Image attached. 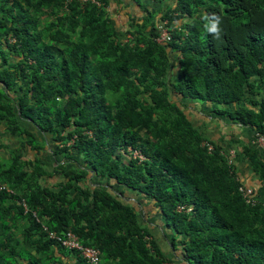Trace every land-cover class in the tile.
<instances>
[{"label": "trees", "instance_id": "1", "mask_svg": "<svg viewBox=\"0 0 264 264\" xmlns=\"http://www.w3.org/2000/svg\"><path fill=\"white\" fill-rule=\"evenodd\" d=\"M109 1L0 0V149L4 132L19 142L0 159V264H87L44 229L70 230L99 264L169 263L125 190L180 236L189 264H264V200L246 202L239 185H258L235 165L264 187V98L242 106L264 88V0H114L112 13ZM213 14L218 37L205 27ZM186 99L216 104L250 143L231 159L194 127ZM34 129L54 142L48 165Z\"/></svg>", "mask_w": 264, "mask_h": 264}, {"label": "crops", "instance_id": "2", "mask_svg": "<svg viewBox=\"0 0 264 264\" xmlns=\"http://www.w3.org/2000/svg\"><path fill=\"white\" fill-rule=\"evenodd\" d=\"M108 6L115 7L118 5L116 4V2H114V0H110ZM263 89L264 88H260V90L257 93L261 94L263 92ZM256 95L258 94H252L251 97H249V100L247 99L244 100L242 106L243 107L247 106L248 102L249 104L252 103L257 98ZM260 97L261 99H263L264 95H260ZM181 102L183 103V100ZM183 105H184L183 106L184 111L186 112L187 116L193 123L194 127H196L206 139L212 141L217 146H219L220 149L231 150V148L250 143V139L252 135L250 128L232 119L230 120L227 117L219 116L215 111L216 109L219 108L217 105L208 104V103L202 104L197 101H189V99H186ZM21 124L25 125L26 127L34 126L32 122L27 118H21ZM51 160L53 161L52 157L51 159H49V162L48 161L46 162L45 159H43V162L45 165H48ZM235 160H236L235 165L237 166L240 178L243 181V183L253 186L258 185V188L256 189L258 197L261 200H264V187L259 186L256 177L252 175L251 168L247 166L245 162L239 161L238 159ZM124 192H125L124 195H126L125 197H129L128 199H131V196L128 195L129 192L126 190ZM128 199L125 200L128 201ZM142 207H144V211H145V206L143 205ZM139 208L136 209L139 210ZM148 210H152V209L148 208ZM144 216L145 219H143L142 217L141 220L143 221L142 224L148 227V229L151 231L152 235L157 241V245L161 250V252L166 256L171 257V261L166 264H189L187 260L181 256V252L179 250L180 247L179 248L177 247V243H175V245L172 246L170 241L172 232L170 231V228L166 224H164L163 221L164 219L160 221V219L162 218L159 214H156L157 216L156 219L154 212L153 213L149 212V214L147 213ZM179 238L180 236H178V239ZM75 262H76V258L75 256L72 257V254H67L65 256L62 255L61 258L62 264H75Z\"/></svg>", "mask_w": 264, "mask_h": 264}, {"label": "built area", "instance_id": "3", "mask_svg": "<svg viewBox=\"0 0 264 264\" xmlns=\"http://www.w3.org/2000/svg\"><path fill=\"white\" fill-rule=\"evenodd\" d=\"M171 37L169 31L167 29H162L160 34L157 37L158 41H163L167 40ZM256 144L260 146L261 148H264V137L263 136H258L256 139ZM207 145V150H211L212 146L210 144ZM234 154V150L232 149L231 151L228 152V156L232 159V156ZM133 157H137L139 159H143V157L138 154L137 152L132 153ZM3 186H0V189H3ZM239 191L241 192L242 196L245 198L246 202L250 204H254L257 202L258 198L253 190L252 187H247L245 185L240 184L239 185ZM23 205L25 206L26 209V204L23 202ZM178 209H185L184 205H179ZM187 210L190 211V208L187 207ZM47 234V238L53 240L57 245L65 248L66 250L69 251H75L77 252L82 259L87 263V264H99L100 262V250L94 246H85L81 244L77 236L71 232L70 230H65L64 232L57 234L52 231H47L44 229Z\"/></svg>", "mask_w": 264, "mask_h": 264}, {"label": "rangeland", "instance_id": "4", "mask_svg": "<svg viewBox=\"0 0 264 264\" xmlns=\"http://www.w3.org/2000/svg\"><path fill=\"white\" fill-rule=\"evenodd\" d=\"M81 1V0H80ZM82 1H84V0H82ZM156 5V4H155ZM158 5L159 4H157L156 5V7H158ZM148 9H150L149 7H147ZM114 9H116L115 7H111V13H112V11L114 10ZM120 14L119 13H113V22L115 23V24H117V26L119 27V30H120V33H124V37H123V40H124V38L125 39H128V38H132V36H130V34H126L125 33V30H126V28H127V25H124V24H122V18L119 16ZM156 15V14H155ZM155 18V17H154ZM182 20H184V19H182ZM181 20H179L178 22H180ZM9 56V59L8 60H10V61H15L16 60V56H14L13 54H9L8 55ZM176 68V70H177V67H175ZM176 70L174 69V71H175V73H176ZM256 94H258V95H256L257 96V98L254 100V101H259L260 99H261V97H260V95H264V89H263V92L261 93V94H259V93H256ZM172 100L173 99H176L175 97H173L172 96V98H171ZM193 101H197V100H193ZM197 102H199V103H202L201 101H197ZM202 104H205V103H202ZM248 104H249V102H248ZM247 104V105H248ZM216 105V104H215ZM252 105H254L253 104V102L252 103H250L249 104V106H252ZM237 107V106H236ZM17 121H21V119L20 118H18L17 117ZM24 128H26V129H28V128H32V127H26L25 125H22ZM23 129V128H22ZM31 131V133L34 135V136H38V138H39V140L40 139H42L41 140V142H40V144H41V149H40V154H39V156L40 157H46L48 160L49 159H51V155H50V153H51V150H52V146H54V142H51V141H48L47 143H46V141H45V139L43 138V136L41 135V133L39 132V131H36L35 129L32 131V130H30ZM36 135H35V134ZM6 135V137L8 136L7 134L8 133H6V132H4V133H2V135ZM39 135H41V136H39ZM25 136H27V138L28 139H32V137H31V135L29 134V133H27V135H25ZM6 137H4V142L5 143H7V144H9V145H7L8 147L6 148V149H0V159L1 158H3V159H7V158H9V152L15 147V146H17V145H19V142H18V138L17 137H9V138H6ZM28 146H26V151L25 150H23L22 151V153H24V156L25 157H33L32 155H37V154H35V153H37V152H35V151H31V150H28V148H27ZM232 149H235V147L234 148H231V150ZM231 150H229V151H231ZM42 153V154H41ZM233 157V156H232ZM50 162H52V160L50 161ZM93 175V173L92 172H89L88 174H87V176L88 177H90V176H92ZM55 182V181H53V180H47L46 182H48V183H51V182ZM92 184H93V182H92ZM242 185H244V184H242ZM246 186V185H245ZM128 195L129 196H131V199H128L129 197H124L125 199H128V201L130 202V203H132L133 204V206L134 207H136V208H139V210L140 209H143L144 207H142L143 205H146L145 203H143V200H141L140 201V205H138L137 203H136V201H138V198L136 197V194H132V193H128ZM133 200V201H132ZM25 203V202H24ZM23 204V203H22ZM26 204V203H25ZM150 209H151V207H150ZM145 210L146 211H143V212H141L142 213V215H143V219H145V214L149 211V212H151V210H148V208H146L145 207ZM145 213V214H144ZM156 214L157 213H155V216H156ZM162 218V217H161ZM156 219H157V216H156ZM161 220H163V218L162 219H160V221ZM172 236H174V238H175V241H176V243H177V247L179 248L180 246H181V244H179L178 243V235L177 234H175V233H173V235ZM180 250V252H182V248H180L179 249ZM72 257H74V255H72ZM189 261V260H188Z\"/></svg>", "mask_w": 264, "mask_h": 264}, {"label": "clouds", "instance_id": "5", "mask_svg": "<svg viewBox=\"0 0 264 264\" xmlns=\"http://www.w3.org/2000/svg\"><path fill=\"white\" fill-rule=\"evenodd\" d=\"M109 7V6H108ZM204 19L206 21H208V23L205 24V27L207 28V30L216 35L217 37L219 36V32H220V29L218 27L219 25V22H220V17L216 16L215 14H213L211 17H208V16H205ZM162 29H167L165 27H163ZM161 29V31H162ZM168 30V29H167ZM160 31V32H161ZM169 31V30H168ZM170 33V31H169ZM160 34V33H159ZM158 37V36H157ZM157 37L155 38L157 40ZM168 40V39H167ZM158 41V40H157ZM166 40H163V41H159V42H164ZM256 195L258 196L257 192H256ZM259 199V197H257Z\"/></svg>", "mask_w": 264, "mask_h": 264}]
</instances>
